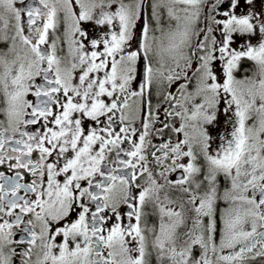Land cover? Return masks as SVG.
<instances>
[{"label": "snow or ice", "instance_id": "6c2138e0", "mask_svg": "<svg viewBox=\"0 0 264 264\" xmlns=\"http://www.w3.org/2000/svg\"><path fill=\"white\" fill-rule=\"evenodd\" d=\"M0 116V264H264V0H0Z\"/></svg>", "mask_w": 264, "mask_h": 264}, {"label": "flooded vegetation", "instance_id": "af4514ba", "mask_svg": "<svg viewBox=\"0 0 264 264\" xmlns=\"http://www.w3.org/2000/svg\"><path fill=\"white\" fill-rule=\"evenodd\" d=\"M89 31L90 32H92L93 33V31L91 30V29H89ZM93 34H95V33H93ZM244 68L245 69H251L252 68V66H251V64L249 63V62H245L244 63ZM29 98H31V97H29ZM158 102V97H153V104L155 105L156 103ZM163 112V109H161V113ZM3 117L2 116H0V119H2ZM164 117H163V115L161 114V119H163ZM139 124H140V120H139V118H137L136 120H135V123H134V125L133 126H135V127H139ZM160 125L159 124H157V127H159ZM135 139V138H134ZM160 137L159 136H157L156 138H155V140L153 141V143H159L160 142ZM125 147H127L128 146V144L126 143L125 145H124ZM6 169L4 168V167H0V171H5ZM8 174H11V173H8ZM21 194H23V193H21ZM155 217L154 216H149V222L150 223H152V222H155Z\"/></svg>", "mask_w": 264, "mask_h": 264}, {"label": "rangeland", "instance_id": "374dc122", "mask_svg": "<svg viewBox=\"0 0 264 264\" xmlns=\"http://www.w3.org/2000/svg\"><path fill=\"white\" fill-rule=\"evenodd\" d=\"M257 8L259 9V4H257ZM243 10H244V8H243V6H242V8L239 9L238 11H243ZM87 27H88V29H91V30L93 31V33H97V32H102V31H104V29H97V28H95L94 25H87Z\"/></svg>", "mask_w": 264, "mask_h": 264}]
</instances>
